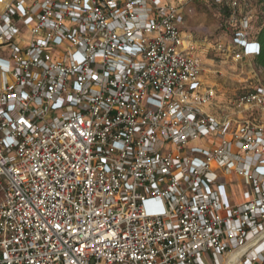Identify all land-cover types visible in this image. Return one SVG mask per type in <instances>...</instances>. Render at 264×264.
Wrapping results in <instances>:
<instances>
[{"label":"built area","instance_id":"obj_1","mask_svg":"<svg viewBox=\"0 0 264 264\" xmlns=\"http://www.w3.org/2000/svg\"><path fill=\"white\" fill-rule=\"evenodd\" d=\"M191 1L0 0V264H264V82L218 107Z\"/></svg>","mask_w":264,"mask_h":264},{"label":"rangeland","instance_id":"obj_2","mask_svg":"<svg viewBox=\"0 0 264 264\" xmlns=\"http://www.w3.org/2000/svg\"><path fill=\"white\" fill-rule=\"evenodd\" d=\"M188 6L192 14L186 18L184 32L201 59L205 84L216 91L218 107L226 108L239 94L263 84L264 72L257 67L255 57L236 62L230 52L217 49L218 44L232 38V32L221 27L227 14L224 7L213 0H193ZM240 14L248 17L250 35L255 38L264 25V0L242 1ZM228 183V200L239 202L243 183L234 177L228 178Z\"/></svg>","mask_w":264,"mask_h":264},{"label":"trees","instance_id":"obj_3","mask_svg":"<svg viewBox=\"0 0 264 264\" xmlns=\"http://www.w3.org/2000/svg\"><path fill=\"white\" fill-rule=\"evenodd\" d=\"M226 13L228 14V11H226ZM255 39L260 46V52L259 55L255 57V63L257 67L264 72V25L259 27Z\"/></svg>","mask_w":264,"mask_h":264},{"label":"crops","instance_id":"obj_4","mask_svg":"<svg viewBox=\"0 0 264 264\" xmlns=\"http://www.w3.org/2000/svg\"><path fill=\"white\" fill-rule=\"evenodd\" d=\"M185 33V32H184ZM186 35V34H185ZM204 80V79H203ZM205 82V81H204Z\"/></svg>","mask_w":264,"mask_h":264},{"label":"bare ground","instance_id":"obj_5","mask_svg":"<svg viewBox=\"0 0 264 264\" xmlns=\"http://www.w3.org/2000/svg\"><path fill=\"white\" fill-rule=\"evenodd\" d=\"M185 45H186V43H185Z\"/></svg>","mask_w":264,"mask_h":264}]
</instances>
